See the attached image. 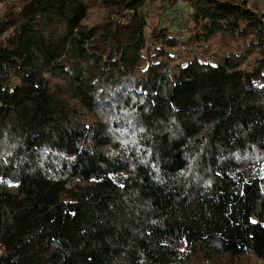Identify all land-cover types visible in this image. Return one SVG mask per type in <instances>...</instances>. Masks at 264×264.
Here are the masks:
<instances>
[{"label": "trees", "instance_id": "1", "mask_svg": "<svg viewBox=\"0 0 264 264\" xmlns=\"http://www.w3.org/2000/svg\"><path fill=\"white\" fill-rule=\"evenodd\" d=\"M179 2L185 57L151 21ZM244 257L264 264V10L5 0L0 264Z\"/></svg>", "mask_w": 264, "mask_h": 264}, {"label": "rangeland", "instance_id": "2", "mask_svg": "<svg viewBox=\"0 0 264 264\" xmlns=\"http://www.w3.org/2000/svg\"><path fill=\"white\" fill-rule=\"evenodd\" d=\"M254 7L256 9H258L259 11H263L264 10V0H252ZM5 0H0V13L3 11V6H4ZM152 13H151V21L154 22L155 24L158 23V21L160 20L162 26L169 28V30H171L172 32H174L175 34L180 30V29H186L185 24L188 23L187 22V18H188V14L190 12V9L187 5L179 2L175 5V8H170L167 7L165 9V11L163 12L162 10H159V8L156 7V5H154V8L152 7ZM101 16L100 12H94L92 13L91 19L92 20H98L96 19L98 16ZM162 20V21H161ZM186 34H188L186 32ZM186 37V36H185ZM181 43L178 52L180 54L181 57H185V46L182 44V41H179ZM240 46V42L238 43ZM182 47V48H181ZM224 53V51L221 50V54ZM253 58V56H248V59L246 61V63L251 60ZM245 63V64H246ZM246 68L247 65H245ZM174 243V242H173ZM238 264H261L260 262H258L257 260H255L252 257H244L239 259V261L237 262ZM212 264V263H211ZM218 264H227L226 260L221 258L218 260Z\"/></svg>", "mask_w": 264, "mask_h": 264}, {"label": "built area", "instance_id": "3", "mask_svg": "<svg viewBox=\"0 0 264 264\" xmlns=\"http://www.w3.org/2000/svg\"><path fill=\"white\" fill-rule=\"evenodd\" d=\"M185 36H186V31L185 29H180L176 34L175 37L177 38L178 41H184L185 40ZM182 48V47H181ZM260 262V261H259ZM261 264H263L262 262H260Z\"/></svg>", "mask_w": 264, "mask_h": 264}]
</instances>
